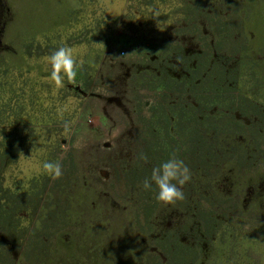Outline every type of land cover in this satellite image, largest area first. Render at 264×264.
I'll use <instances>...</instances> for the list:
<instances>
[{
  "label": "rangeland",
  "instance_id": "1",
  "mask_svg": "<svg viewBox=\"0 0 264 264\" xmlns=\"http://www.w3.org/2000/svg\"><path fill=\"white\" fill-rule=\"evenodd\" d=\"M0 264H264V0H0Z\"/></svg>",
  "mask_w": 264,
  "mask_h": 264
},
{
  "label": "clouds",
  "instance_id": "2",
  "mask_svg": "<svg viewBox=\"0 0 264 264\" xmlns=\"http://www.w3.org/2000/svg\"><path fill=\"white\" fill-rule=\"evenodd\" d=\"M50 65L49 82L54 84L56 89L64 86L65 79L74 82L77 76V66L83 67V62L74 57L73 50L61 46L48 57ZM61 118L63 112H60ZM67 129V125H65ZM137 162H148L146 154L141 152L136 157ZM42 170L51 179L57 180L63 175L60 162L45 161ZM192 173L185 162L172 155L151 170V174L142 181V189L151 191L155 188V200L164 206H175L178 202L185 200L184 186L191 181Z\"/></svg>",
  "mask_w": 264,
  "mask_h": 264
},
{
  "label": "trees",
  "instance_id": "3",
  "mask_svg": "<svg viewBox=\"0 0 264 264\" xmlns=\"http://www.w3.org/2000/svg\"><path fill=\"white\" fill-rule=\"evenodd\" d=\"M138 5L140 6V7H142L143 5H142V2H138ZM144 6H145V4H144ZM19 65H18V67L20 68V69H25L26 67H25V64H26V61L25 60H22L21 62H19L18 63ZM38 73V76L41 78V77H43L44 76V74H43V76H42V72L41 71H39V72H37ZM29 98H31L30 97V95H29Z\"/></svg>",
  "mask_w": 264,
  "mask_h": 264
},
{
  "label": "built area",
  "instance_id": "4",
  "mask_svg": "<svg viewBox=\"0 0 264 264\" xmlns=\"http://www.w3.org/2000/svg\"><path fill=\"white\" fill-rule=\"evenodd\" d=\"M48 52H50V50H48ZM51 54H52V52H50ZM123 54V53H122ZM78 81H80V80H77V79H75V81L74 82H71V84H74V83H77ZM76 88V87H75ZM74 88V89H75Z\"/></svg>",
  "mask_w": 264,
  "mask_h": 264
}]
</instances>
